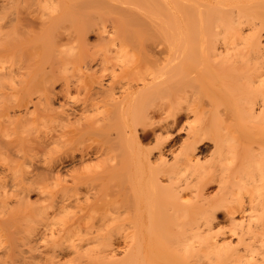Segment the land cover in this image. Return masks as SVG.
Listing matches in <instances>:
<instances>
[{"label": "bare ground", "instance_id": "1", "mask_svg": "<svg viewBox=\"0 0 264 264\" xmlns=\"http://www.w3.org/2000/svg\"><path fill=\"white\" fill-rule=\"evenodd\" d=\"M90 1L0 0V73L16 76L39 73L45 79L34 91L20 95L15 106L25 107L26 113L35 112L39 121L54 120L59 125L53 133L39 137L36 146L47 150L51 144L61 142L66 149L70 148L72 153L66 150L70 154L67 153L64 159L59 158V165L70 156L71 160L76 157L73 150L80 152L79 159L83 160L93 147L90 144L82 147L84 135L96 128L94 133L101 138L93 152L109 153L117 147L118 141L119 145L122 141L129 142L134 150L127 159L125 174L129 177L126 185L130 200L126 202L127 199L124 201L117 196L121 199L119 205L126 203L121 206L122 210L116 208L118 205L112 207L114 210L111 209V213L106 214L108 217H103L98 225L86 226L84 233L77 234V241L63 238L65 228L54 229L45 225L42 232L57 238L51 237L53 241L49 250H40L46 259L41 261L40 255V261L43 264L47 261L49 264H65L56 256L69 251L77 261L80 256L84 257L79 264H116L111 235L103 232L108 231L103 223L111 222L114 228L123 225L127 231L123 264H264V0ZM178 5L182 7L177 8ZM98 9L119 12L115 18L110 16L112 21L105 13L104 18H108L105 23L110 21L109 29L104 27L103 16L100 17L104 12L98 16ZM84 14L93 15V19ZM96 14L97 20H103H98V26L104 24L100 31L98 29L100 33L96 32L98 36L104 33L107 39L101 43L104 52L97 61L101 66L100 74L97 69L89 71L93 68L89 63L83 64L85 70L82 69V73L85 72L92 81L82 108L73 107L70 94L72 88L86 85L83 81H65L63 89L57 90L54 84L61 69L54 62L34 61L10 66L4 63L8 55L18 53L37 57L51 51L60 52L59 46L61 42L64 44V39H71L69 42L73 39L71 43L74 44L78 39L84 42L94 25L87 21L91 19L97 23ZM81 15L86 16V21L81 20ZM71 16L74 21L79 19V23L89 24V29L74 24L66 27L67 19L74 22ZM160 43L161 46L162 43L167 45L163 46L165 50L159 49ZM159 57H162L160 62ZM126 61L133 64L129 66L130 62L127 64ZM104 71L110 76L107 87L102 84ZM160 87L163 91L170 89L171 93L177 91L179 94L173 98L176 106H171L173 109L169 106L168 113L163 104L157 106L158 111L155 108L158 113L166 112L162 114L165 119L162 115L163 120L158 119V126L166 130L172 128L183 112L186 117L192 113V119L185 118V138L179 151L170 155L172 161L168 163L165 155L173 149L157 144L159 153L157 158H152L156 162L153 164L152 152L140 143V139L147 137L146 130L143 132L142 129H145L149 116L135 115L132 108L141 97L161 90ZM194 89L201 92V97L205 95L204 91L207 92V108L204 107L206 103L200 106L198 101L193 103L187 99ZM170 91L166 95H170ZM34 93L37 95L35 102L32 100ZM61 93L64 102L55 107L54 102ZM182 98L188 101L183 103L184 106ZM171 100L170 105H173ZM31 103L34 109L29 111L27 107ZM101 104H110L111 109L105 117L99 118L98 126L79 112L81 109L98 110ZM10 107L13 106H0V123L11 121ZM77 111L82 116L79 113L80 117L73 115ZM207 112L211 114L212 125L216 121L223 135L211 136L213 148L205 157L201 155L202 143L213 128H209L211 122L205 117ZM75 116L79 118L71 120ZM138 125L142 132H139ZM6 146L11 153L19 152L16 146ZM146 166L149 176L144 172ZM46 173V180L56 174ZM72 175L74 177V173ZM76 176V179L81 178L78 174ZM160 177L166 183H162ZM32 179L22 185V191L29 190ZM79 179L73 183L77 190L81 185ZM212 181L217 182V188L210 194L206 187ZM77 190L74 189L77 193L73 192L75 199L80 194ZM63 198L58 199L63 201L59 202L62 210L67 202L72 201L70 196L65 197L67 202ZM219 210L223 211L222 224L216 217ZM32 234L25 236L28 238ZM88 241L91 245L84 243L87 246L84 247L83 242ZM18 246L17 250L4 248L9 259L4 252L3 256L9 261L0 257L1 262L4 260L2 264L25 260V251L32 252L33 247L29 245L26 249L24 244Z\"/></svg>", "mask_w": 264, "mask_h": 264}, {"label": "rangeland", "instance_id": "2", "mask_svg": "<svg viewBox=\"0 0 264 264\" xmlns=\"http://www.w3.org/2000/svg\"><path fill=\"white\" fill-rule=\"evenodd\" d=\"M87 1L89 0H85V2ZM97 1L98 0H95V1L91 0L90 2L93 3ZM103 4L105 3L103 2ZM178 7L181 8L182 6L178 5L177 8ZM111 9H115V8H111ZM111 9H108L109 10V11L107 10L108 12H105V10L98 9L100 13L99 14L97 12L98 16L102 14L101 12H104L103 15H101L100 17L102 18L103 16L104 18V15L105 16L108 15L109 16L108 18L111 19L112 21V18L110 16L112 17L114 16L115 18L117 16L116 14L117 13L119 14V12H114V10L112 11ZM115 11H117V9ZM84 15H88V14H84ZM82 17L83 18L85 17V18L83 19ZM91 17H93V15H91ZM91 17L89 16V18ZM94 17L96 18L97 14ZM101 18L100 20H102ZM106 18L107 17L104 18V23L106 22L105 20L108 19ZM74 19L75 18H72L73 21ZM85 19H86V16L81 15V20L86 21ZM91 19H88L87 23H89L90 25H92L93 23L94 25H92L93 27H90L92 30L90 29L91 31H89V33H87L86 36L84 33V36L86 37L84 39V42L82 41L81 43L80 42L81 40L78 39L76 44H74L75 42L71 43L72 41H74L73 39L70 42L69 40L71 39H67V41H65L66 39L64 40L62 39L64 44H62L61 42V46H59L60 52H57V50L54 52L51 51L49 53H42L38 55L37 57H30L28 54L18 53L17 55H8L4 63L7 66H10L12 64H15V65L25 64L27 62H34V61H37L38 63H45V64H50L54 62V64H57L58 65L57 67L58 68L60 67L59 69H61L57 74L59 79L54 84V87L57 90H60L61 88L63 89V84L65 81L79 82V83L83 81L84 84L86 85L85 87L82 86L78 89H74V88L71 89V94H70L71 104H73L74 108L75 107L77 108V106L78 108L81 107L82 106L81 104L83 103V101H85L88 97L89 88L91 86L90 81H92L86 75L85 72H84L85 74L82 73L81 70L82 69L85 70L84 69L85 66L83 67V64L85 63L84 65H86L89 63L91 68L93 67L89 71L93 69H97V72L100 74L101 72L99 68L100 63L98 62L99 64L98 65L97 61L101 60V57L103 56V52H104L103 50H101L103 49L101 48V43L102 41L107 39L103 35L104 34L103 32H102L103 33L102 36H98L99 35L98 33H100L99 31L101 30L100 27H102L104 24L99 27L98 26L99 19L97 20L96 18L97 23L95 22V20H93L94 22L91 21ZM66 21H68V23H66V27L67 25L69 27L71 26V24H74L78 26H83L84 29L85 27L86 29H89V24H86V22H84L85 24L81 23V21L79 23L78 22L79 19L74 22L72 21L73 23H70V18L67 19ZM108 21H107L108 24L105 23L106 25H104V27L106 26L107 29H109V26H110L109 24L110 21L109 22ZM96 31H98V33ZM105 35L107 36L106 33ZM103 36L105 38H103V40H99ZM83 38L81 39L83 40ZM83 43H85V45ZM159 45L161 46V43ZM159 45H158L159 49L162 48L163 50H165L164 47H167V45L166 44L163 45V43L161 47ZM66 46H69L70 48ZM62 47L64 49H61ZM100 50L102 51V53H100L101 52ZM93 57H95V59L92 60ZM159 59H160L159 60L160 62L162 60V57H159ZM126 62L128 64L130 61L129 62L126 61ZM131 63L132 62H130L128 65L131 66ZM107 65L109 66L110 64L108 63ZM107 72L108 71H104V73L102 72L103 74H105L102 77L103 87H107L106 84L110 82L108 81L110 80V76L107 74ZM169 76L172 77V75H169ZM44 80L45 79L43 78V76L39 73L33 74V75H26V76L25 75L16 76V75H8V74L0 73V106H10V105L13 106V107H10L11 121L0 123V137H1V143H0V257L5 260L6 257L3 255L5 253L7 254L6 256L8 257V253L6 252L8 247L11 250H17L18 248L16 247L21 242L22 243L18 247H22V244H24L25 249L28 245L33 247L32 252H30L31 256H29L30 254L29 252L25 251V254H24L26 256L25 260H16L15 262L11 264H36V262L38 264H43V262L41 261L43 260L46 261L45 258L43 259L44 257L42 253L43 251H40V250L44 248L48 249L53 241L51 237L55 238L56 236H52L50 233L45 234L46 232L45 233L42 232V230L44 231L45 229V225L46 226L48 225L50 227L53 226L54 229L63 227L65 228L63 238H71L77 241V234H81L82 232L84 233L85 231H83V229L84 228L86 229V226L89 227L91 224L98 225L101 222V219L103 217L105 216L108 217L106 214L111 213L112 207L118 205L116 208L119 209L121 206L126 204L124 201L127 199L126 202H128L131 197L130 196L131 194L129 195L130 190H128V185H126L127 179L129 177H127L128 175L127 176L125 175L127 174L126 173L127 159L134 152L129 142L122 141V143L119 145V141H118L117 147H115L114 150L109 153L100 154L97 152H93L94 147H96L99 144L100 138H101L96 133H94L96 130L95 128L93 130H89V132L84 135L83 142L81 143L82 147L88 146L89 144L91 145V147L93 146L92 151H91L92 153L90 152L88 154L89 156L86 155L87 157L84 156L83 160H81L79 159L80 152L73 150L74 155L76 157L71 160V156H70L69 160L68 159L64 160L63 161L64 163L60 165L59 163H57V160L59 158L64 159L67 153L69 156V154L72 153L70 152V148L66 149L67 147L65 145L63 146V143L61 142L59 143V145L58 144L55 145L56 143L55 144L53 143V145L51 144L50 147L46 146L47 150L40 149L36 146V140H38L39 137H42L49 133H53L59 127V125L54 120H48V119H44L41 121L37 120L35 118V114H36L35 112L26 113L25 107L23 106L17 107L15 106V103H16L17 98L20 95H23L25 92L34 91ZM93 84H95L94 81H93ZM160 89L161 90H155V93L153 92V93L146 94L145 96L141 97V99H139L137 103L133 106L132 112L135 115L138 113H143L149 116L147 118V122L144 125L145 129H142L143 132H145L146 130L147 137L140 139V143H141V146H143L144 148L152 152V154L150 155L151 157L150 159L152 160L153 158L154 160V158H157V155L159 153L158 152L159 149H157L158 148L157 144H159V146L161 145L160 147H165L166 149L170 147L171 150L173 149L172 151L170 150L171 151L170 154L167 152L168 154L165 155L169 163L170 161H172L170 160L172 159V156L170 155H173L172 153L174 151L176 153L177 151H179V148H180L179 145H181V142L185 138L184 136L186 132L184 130L187 129L186 128L187 123H186L185 118L187 120L188 118L190 119L192 116V113L189 112L190 114L188 113L189 116H187L188 117L187 118L185 115V112H183L178 117V121H176L177 123H175L176 125L174 124L172 128L167 129V130L161 129L158 126V121H159L158 119H160V121L165 119L162 114L165 115L166 112L168 113L169 110L168 111L166 110L169 109V106L170 108L171 106L173 107L174 105L176 106L177 103L173 101V98H176V96H178L179 93H176L177 91L175 92L173 91L171 93L170 89L168 90L166 89L165 91H163L164 89L162 90L161 87ZM196 90L198 89H194V91ZM168 91H170L169 92L170 95H166V92L168 93ZM194 91L192 93L193 96L191 94L189 95V97L186 96L187 99L192 100L193 103H196L198 101L197 104L200 103V106L205 105L203 103H206L204 107L207 108L208 107L207 105L209 104L208 103L209 97L206 95L207 92L204 91L203 94L205 95H202L201 97V94H200L201 92L198 93L197 91L196 92ZM173 93H176V95ZM164 94L166 96H164ZM36 96H37L36 93L32 95L33 102L37 100ZM170 100L173 101L172 102L173 105H170ZM60 102L61 103L64 102V96L62 93L57 98V100L54 102V106L55 107L60 106ZM184 102L188 103L187 100H183V102L181 103L182 106L186 105V104H183ZM159 104L160 105L163 104L162 106L166 112H163L162 114L160 112L159 113L156 112L155 108H157V111H158L159 109L158 107H162V106H158ZM173 107L171 109H173ZM27 108L29 111H32L34 109V105L31 103L28 105ZM110 109H111L110 104H101L98 110L96 109L87 110V111L83 109H81L82 111H79L78 109L77 110L79 112H83L81 114L83 115L85 114L87 116L86 117L87 120L95 121L94 124L98 126L100 125L99 122H101L99 118H101V116L105 117V115ZM78 111L75 112L73 115H78L77 114L79 113ZM150 115H152V117ZM161 115L163 119H161ZM210 115L211 114H208V112L205 114V117L208 121L212 118L210 117ZM77 117L76 116L71 117V120H73L72 118L75 119ZM205 117H204V120L207 121ZM214 124L212 125V122H211L212 126L210 125L209 128L213 127L214 129L213 128L210 129L212 131L207 133V137H205L206 139L203 140V143H202L201 155L205 157H208L209 152L211 150L210 148L211 147L213 148L212 146L214 144L213 138H215V136L217 137L219 135L220 136L223 135L222 134L223 131L222 129L219 128V124L216 121H214ZM216 124L218 126H216ZM183 126H186V127L183 128ZM141 128L142 127L138 125L139 132L140 131L142 132ZM209 133H212V134L209 135ZM209 136L210 137L212 136L213 138L211 137L212 139H210ZM161 141H163L162 142L163 144L160 143ZM6 145H9L10 147L16 146L19 149V152L17 154L11 153L7 149ZM66 150H69L70 153L69 152L66 153ZM153 160H152V163L155 164L156 162H154ZM147 168L148 166L144 168L145 169L144 172L146 176H149V170ZM49 170H51L50 173H52V175L54 172L56 174L53 175L54 178L50 176L51 179L47 178L46 180L44 178V175L46 172H47L46 174H48ZM72 173H74V177H72L73 176ZM75 174L76 175L78 174V176H81L82 179L80 177L76 179L75 177L77 176ZM56 175L58 176L57 178L55 177ZM31 177H33V179H32V183H31L29 190L22 191L21 190L22 185L27 183L28 179H30ZM78 179L81 185L79 189L77 190V188H75L73 183H74V180H78ZM162 179H161L162 183L164 182L166 183L165 177H164L165 180L164 179L162 180ZM212 182L206 187V190L211 192L210 194L213 193L212 191L213 189H215V187L217 188V182L216 181H212ZM121 184L123 185L120 186ZM67 186L69 187L67 188ZM86 186H88L91 189V191ZM119 187H121V189H119ZM86 188L88 189L89 193L91 192L90 194L87 193L88 191ZM74 189H76L77 191H80V194H77L78 195L77 199H75L76 195L73 194V192H76L74 191ZM117 189H119V191H117ZM118 195L119 197H121V199L123 198L124 201L122 200V202H124L125 204L121 203L119 205V203L121 202V199L117 197ZM67 196H70V199H72L70 203L67 202L68 201L66 200L67 198L65 199V197ZM60 198H63L65 202H67L68 204L63 210L62 208H59L60 200L58 199ZM62 202H60V204ZM57 204L59 205L58 206L59 210H56ZM112 210H114V208ZM120 210H122V207L120 208ZM222 213H223L222 210H219L216 212V217L217 219H219L218 221L220 224L224 223V218H223ZM237 216L240 217V215H237ZM108 222L110 221H107L106 223ZM103 226H107L108 228V231L103 230V232H107V234L111 235L112 248L114 250L113 252H114V258H115L116 264H123L124 263L123 250H124V243H125V238H126V237L124 238V235L126 234L127 231L125 230L123 225H119V227L114 228L111 222L108 223L107 225H105V222H104ZM80 227L82 230L79 229ZM32 232L33 233L35 232V233L32 234ZM27 233L35 235V237L31 235V237H34V238H31L29 237L30 236L29 235L28 238H26ZM24 236L26 239L24 238ZM28 239L30 241H28ZM22 240H25L29 244L26 242H25L26 244L23 243ZM64 243L66 244L65 241ZM84 243L87 245L89 241L83 242V246L85 245ZM14 244H17V245H14ZM89 245L91 244H88V246ZM6 247L7 249L5 250L4 248ZM63 253L62 255L61 254L58 255L60 257L56 256L57 257L56 259L61 260L62 263L66 262L65 264H79L84 259V257L80 256L77 261L76 258L73 259L74 256L73 255L71 256L69 254L70 253L69 251H65ZM40 255H42V258L40 257ZM40 258H41V261H40ZM6 259H9V257ZM4 260L0 264H2ZM5 261H9V260H5ZM104 261L107 262L106 259H104Z\"/></svg>", "mask_w": 264, "mask_h": 264}]
</instances>
